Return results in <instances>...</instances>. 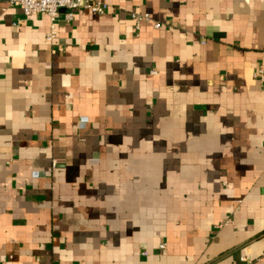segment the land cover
<instances>
[{
	"label": "crops",
	"instance_id": "1",
	"mask_svg": "<svg viewBox=\"0 0 264 264\" xmlns=\"http://www.w3.org/2000/svg\"><path fill=\"white\" fill-rule=\"evenodd\" d=\"M97 1L0 0V264H264V0Z\"/></svg>",
	"mask_w": 264,
	"mask_h": 264
},
{
	"label": "built area",
	"instance_id": "2",
	"mask_svg": "<svg viewBox=\"0 0 264 264\" xmlns=\"http://www.w3.org/2000/svg\"><path fill=\"white\" fill-rule=\"evenodd\" d=\"M10 2L11 4L18 5L22 9L25 18L36 15H45L49 18V30L45 38L49 44L53 43L57 36L56 20L59 10L63 9L66 11L64 18L67 21L71 20L76 10H86L99 16L105 14L107 10L106 4L97 0H10ZM131 19L134 22V28L136 30L139 29L140 23L150 21L147 14H131ZM153 26L156 29L161 27L159 23H154ZM253 76L263 81L264 71L258 70ZM56 166V161H53L52 168ZM37 175L33 173L34 177ZM160 247L163 248L164 246L161 245ZM242 261H244L243 258Z\"/></svg>",
	"mask_w": 264,
	"mask_h": 264
}]
</instances>
